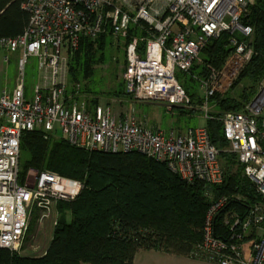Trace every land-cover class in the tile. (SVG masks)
I'll use <instances>...</instances> for the list:
<instances>
[{"label":"built area","instance_id":"2783aa9c","mask_svg":"<svg viewBox=\"0 0 264 264\" xmlns=\"http://www.w3.org/2000/svg\"><path fill=\"white\" fill-rule=\"evenodd\" d=\"M253 3L25 0L23 6L30 13L25 31L0 37L2 63H10V52L19 55L13 88L0 92V248L20 251L34 211L46 220L58 203L76 199L84 188L81 180L48 170L36 171L32 183V171L25 183L20 181L21 139L28 131L41 130L48 138L60 130L71 144L90 151H139L166 162L189 183L220 184L224 178L220 152L206 126L172 129L167 134L150 127L133 110L116 113L81 83H71L69 60L82 37L95 40L110 27L116 38L131 37L123 73L131 102L199 109L206 119L212 118L211 99L232 88L256 53L254 28L244 22ZM132 28L140 35L131 36ZM225 32L231 35L232 51L221 68L208 64L207 76L195 75L202 101L193 103L177 73L190 72L208 42ZM30 56L38 58V81L28 98L25 70ZM220 119L231 150L262 200L244 218L226 212L225 237L217 234L216 219L229 199L214 200L206 214L203 239L190 256L217 264H264V80L249 103L239 111H226Z\"/></svg>","mask_w":264,"mask_h":264},{"label":"trees","instance_id":"16d2710c","mask_svg":"<svg viewBox=\"0 0 264 264\" xmlns=\"http://www.w3.org/2000/svg\"><path fill=\"white\" fill-rule=\"evenodd\" d=\"M24 1L0 0V37L25 31L30 13L24 8ZM244 22L254 28L252 45L256 53L239 78L246 84L239 96L233 97L228 91L211 99L218 112L208 119L206 128L218 149L229 144L220 119L223 113L241 110L256 95V86L264 78V0H255ZM135 30L131 29V36L140 35ZM111 34L109 27L95 40L81 38L79 48L69 60L71 83L82 84L94 75L97 64L106 62L107 51L113 44ZM230 37L225 32L211 39L201 53L202 64L195 63L182 77L177 74L193 103L202 99L192 89L188 77L207 76L208 64L221 68L232 51ZM124 40L130 42L131 37ZM83 88L99 94L88 84ZM112 93L129 97L125 87ZM222 156L225 169L220 184L200 180L189 183L166 162L139 151H90L71 144L65 137L46 138L41 130L25 132L20 152L22 183L29 172L48 170L81 180L84 188L76 199L58 203L61 214L42 255L0 248V264H134L140 249L190 256L203 239L206 214L214 200L221 196L229 199L216 219L217 234L224 237L227 227L222 222L226 212L244 218L249 208L262 200L237 154Z\"/></svg>","mask_w":264,"mask_h":264},{"label":"rangeland","instance_id":"374dc122","mask_svg":"<svg viewBox=\"0 0 264 264\" xmlns=\"http://www.w3.org/2000/svg\"><path fill=\"white\" fill-rule=\"evenodd\" d=\"M255 2V0H254ZM137 31V30H135ZM138 33V31H137ZM112 35V34H111ZM113 36V35H112ZM128 41L124 39H119L113 36V44L111 49L107 52L106 62L99 63L95 66V73L90 79H84L82 84H88L92 87V90L98 92L95 94L89 92L92 96H96L102 106H106L107 103L115 110L116 113L122 111H134L135 114L145 119L150 127L158 128L164 130L167 134L172 129H188L207 126L208 119H206L205 114L202 110H190L181 107H174L170 109L163 102H131L132 100L128 96H123V94L115 95L112 92H117L124 89L125 83L123 79V73L126 67V49L128 46ZM10 63H2L0 55V92L3 88L7 87L12 89L14 86V81L17 73V62L19 55L14 52L9 53ZM203 54L200 55V59L197 63L202 64ZM243 70L239 74L236 82L229 90L233 97H238L241 91L246 87L245 82L239 80ZM26 88L27 96L31 98L33 96V89L38 81V58L30 56L26 65ZM182 77L184 72L178 71L177 73ZM192 89L196 91V94L200 97L201 90L199 88V81L197 79H191L188 77ZM264 80V78H263ZM256 86V92L260 87L261 82ZM255 92V93H256ZM212 105V114H216L218 109L214 104ZM53 137L62 138V132L59 130L57 134ZM219 162L223 169H225L223 153L235 154L231 148L230 144L219 148ZM36 170H33L29 182L34 181V174ZM54 211V210H53ZM53 213L46 220H40L37 215V211H34L33 219L30 222L29 230L25 236L20 252L24 255H42L53 235L54 231V221L56 218L52 217ZM185 264H192L194 261L192 259H180ZM135 264H176L172 257H164L162 253L156 251L141 250L136 256ZM213 264V263H211Z\"/></svg>","mask_w":264,"mask_h":264},{"label":"crops","instance_id":"0c3cea01","mask_svg":"<svg viewBox=\"0 0 264 264\" xmlns=\"http://www.w3.org/2000/svg\"><path fill=\"white\" fill-rule=\"evenodd\" d=\"M60 209L58 208V205L54 207V211H53V217L54 218H58L60 216ZM67 215L68 217L70 216L69 215V212H67ZM52 239V237H51ZM141 250H148V251H156L158 253H162V255H164V257L166 256H170L173 258V261L176 263V264H185L183 261H181L180 259H192V261H194V263L192 264H217L215 262H212V261H209V260H205V259H199V258H193L191 256H187V255H183V254H176V253H172V252H169V251H165V250H155V249H140L137 254L141 251ZM136 254V256H137ZM136 263V257H135V261H134V264Z\"/></svg>","mask_w":264,"mask_h":264}]
</instances>
